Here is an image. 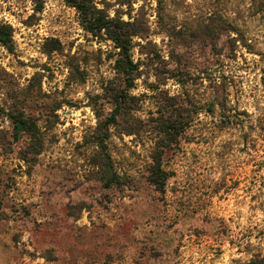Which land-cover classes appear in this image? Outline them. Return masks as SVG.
<instances>
[{
    "label": "rangeland",
    "instance_id": "374dc122",
    "mask_svg": "<svg viewBox=\"0 0 264 264\" xmlns=\"http://www.w3.org/2000/svg\"><path fill=\"white\" fill-rule=\"evenodd\" d=\"M97 2L145 27L131 89L65 0H0V106L37 127L0 118V264H264V0Z\"/></svg>",
    "mask_w": 264,
    "mask_h": 264
},
{
    "label": "trees",
    "instance_id": "16d2710c",
    "mask_svg": "<svg viewBox=\"0 0 264 264\" xmlns=\"http://www.w3.org/2000/svg\"><path fill=\"white\" fill-rule=\"evenodd\" d=\"M38 11H43L46 0H30ZM67 6L74 8L80 18L84 29L94 36H105L107 40L114 43L115 48L119 49V56L116 60L118 69L124 73L129 81L128 89L132 88L134 71L138 69L135 64L131 51L133 48V40L137 37H142L145 27L141 24L138 18H130V21H125L121 17H111L103 8L98 6L97 0H65ZM0 44L7 49L13 47V29L0 21ZM128 93H123L116 101V106L109 118L103 121L102 127L98 130L97 144L103 146L106 140L110 137V126L117 122V119L122 116L123 110H127L130 105ZM7 116L14 125V138L19 139L23 133H33L37 131L36 124L24 117L23 114L8 113L0 106V118ZM150 182L158 189H163L167 180L166 172L162 169L161 162H157L151 172ZM104 176L107 185H111L117 181L119 176L113 169L110 158L104 164ZM257 264V263H253Z\"/></svg>",
    "mask_w": 264,
    "mask_h": 264
}]
</instances>
